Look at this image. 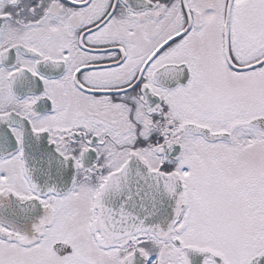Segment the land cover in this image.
<instances>
[{"label":"snow or ice","instance_id":"obj_1","mask_svg":"<svg viewBox=\"0 0 264 264\" xmlns=\"http://www.w3.org/2000/svg\"><path fill=\"white\" fill-rule=\"evenodd\" d=\"M0 264H264V0H0Z\"/></svg>","mask_w":264,"mask_h":264}]
</instances>
